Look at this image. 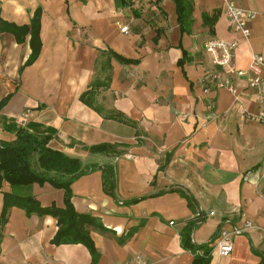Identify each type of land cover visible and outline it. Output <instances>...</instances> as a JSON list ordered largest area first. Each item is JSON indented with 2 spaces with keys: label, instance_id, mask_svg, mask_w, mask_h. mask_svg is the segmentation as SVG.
I'll list each match as a JSON object with an SVG mask.
<instances>
[{
  "label": "crops",
  "instance_id": "crops-1",
  "mask_svg": "<svg viewBox=\"0 0 264 264\" xmlns=\"http://www.w3.org/2000/svg\"><path fill=\"white\" fill-rule=\"evenodd\" d=\"M191 1L193 24L182 32L173 0L120 7L116 0H0V102L12 94L0 111V141H16L23 129L83 167H99L71 187L75 210L104 228L87 227L97 264L138 256L193 264L181 237L189 224L197 225V245L223 228L253 226L232 235L228 256L214 248L211 264L264 258V125L247 119L263 107L247 76L235 79L238 98L219 89L205 52L212 39L237 41L235 64L247 71L252 54L264 56V0H237L256 14L249 40L231 29L222 0ZM216 12L212 35L203 17ZM33 50L38 58L25 67ZM105 144L120 155L89 151ZM106 165L115 169V198L103 189ZM11 190L5 183L2 191ZM18 191L43 207H65L64 191L48 183ZM58 230L52 216L12 208L0 264H92L86 246L54 244Z\"/></svg>",
  "mask_w": 264,
  "mask_h": 264
},
{
  "label": "trees",
  "instance_id": "trees-1",
  "mask_svg": "<svg viewBox=\"0 0 264 264\" xmlns=\"http://www.w3.org/2000/svg\"><path fill=\"white\" fill-rule=\"evenodd\" d=\"M176 9L179 25L182 32H188L193 24L194 6L191 0H173ZM117 6L123 4V0H116ZM219 12L213 16L205 15L204 24L214 35V25L218 19ZM40 17L35 15L32 22L33 42L35 37V27L39 24ZM1 24V19H0ZM39 51L33 50L32 55L25 64V67L32 65L38 58ZM129 64V60H121ZM12 94H9L0 102V111L10 101ZM49 138H39L23 129L17 131V139L14 142L6 143L0 141V245L2 242V230L8 223V217L12 208L24 210L27 216L37 215L40 217L52 216L57 219L59 230L53 240L56 245L62 244H82L86 246L92 255V264L99 261V253L87 230L88 226H95L104 229L98 220L90 215L79 214L72 203V185L84 175L99 169L98 166L83 167L80 160L71 158L66 154L49 148ZM117 146L99 145L91 147V153H102L120 155ZM104 192L115 198V169L113 166L102 167ZM11 187V191L3 192L4 184ZM50 184L56 189H61L65 193L64 208L56 206L43 207L33 196H26L19 193V188H27L34 184ZM190 200V198H189ZM141 201L136 199L130 204ZM197 227L196 224H189L182 232L183 248L191 252L194 256L193 264H211L214 251L213 243L217 239L211 240L206 245H197L192 240V232ZM260 264H264V258Z\"/></svg>",
  "mask_w": 264,
  "mask_h": 264
},
{
  "label": "built area",
  "instance_id": "built-area-1",
  "mask_svg": "<svg viewBox=\"0 0 264 264\" xmlns=\"http://www.w3.org/2000/svg\"><path fill=\"white\" fill-rule=\"evenodd\" d=\"M222 5L231 29L243 39L249 40L251 37V23L256 14L241 8L237 0H222ZM122 32L127 33L128 28H123ZM238 48L237 41L229 42L222 39H212L205 45V52L218 68L210 78L219 89H225L235 98H238L235 79L247 76L249 88L254 92L260 106L263 107L258 114L248 116L247 119L260 121L264 125V56L252 54L248 70L241 71L235 64ZM127 159H132V156L128 155ZM211 215L214 214L211 213ZM171 224L173 225V223ZM251 229H253V226L250 223H246L242 228H223L213 246L220 256H228L234 247L231 239L232 235H241ZM131 264H147V262L142 256H138Z\"/></svg>",
  "mask_w": 264,
  "mask_h": 264
}]
</instances>
